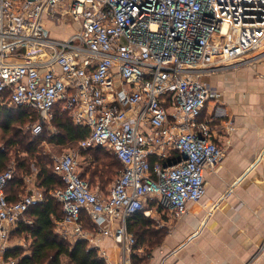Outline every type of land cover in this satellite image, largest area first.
Returning <instances> with one entry per match:
<instances>
[{"label": "built area", "instance_id": "obj_1", "mask_svg": "<svg viewBox=\"0 0 264 264\" xmlns=\"http://www.w3.org/2000/svg\"><path fill=\"white\" fill-rule=\"evenodd\" d=\"M69 17L76 29L53 34ZM263 56L264 0H0V105L37 112L34 134L59 106L90 129L79 148L109 147L122 163L103 192L81 175L78 151L54 157L63 181L50 192L63 212L60 236L88 239L107 260L100 238L112 236L120 247L112 264H133L136 237L126 218L160 204L184 213L222 158L200 118L209 97L202 76ZM15 168L0 171L1 260L12 230L46 198L32 183L10 199ZM84 213L114 222L90 232Z\"/></svg>", "mask_w": 264, "mask_h": 264}, {"label": "crops", "instance_id": "obj_2", "mask_svg": "<svg viewBox=\"0 0 264 264\" xmlns=\"http://www.w3.org/2000/svg\"><path fill=\"white\" fill-rule=\"evenodd\" d=\"M202 77L209 97L200 118L210 122L223 155L206 171L205 194L189 202L184 213L176 216L166 206L156 209L150 202L153 211L143 215L158 226L136 235L134 252L142 258L140 264H264V56ZM28 171L7 187L10 199L17 200L31 189L33 173ZM80 172L90 181V171ZM25 219V224H33L29 215ZM99 221L94 228L109 226L113 220ZM58 222L55 219V232L60 236ZM13 236L11 250L18 247L22 256L30 254L31 233L17 227ZM156 236L158 242L151 245L150 238ZM117 247L112 236H101L100 249L111 253ZM7 263L8 259H0V264Z\"/></svg>", "mask_w": 264, "mask_h": 264}, {"label": "trees", "instance_id": "obj_3", "mask_svg": "<svg viewBox=\"0 0 264 264\" xmlns=\"http://www.w3.org/2000/svg\"><path fill=\"white\" fill-rule=\"evenodd\" d=\"M17 110L18 111L16 112H11L0 105V129L2 130L0 140L5 141V145L7 147L18 145L17 148L27 149V147L29 148V145L32 144L30 140L29 142H26V139L29 138V135L20 136V138L17 139L15 136L18 135V130H16L17 126L14 124V121L26 119L27 116L29 117L31 110L25 107L18 108ZM51 122L55 127L56 132L53 134V136H50L48 141L59 145L76 143L79 147V142L86 138L90 133L89 127L74 123L69 114L66 111L61 110L59 106L54 107ZM11 128H15V131L11 132V137L5 139V134L9 133ZM46 135V130L39 133L38 140L45 139ZM81 149L83 150L82 153L84 154H93V164H90L86 168L87 171H90V183L93 182L96 184L97 180H99V183L105 187L121 171V161L110 150L104 152L102 146H91L86 149ZM34 154L35 153L33 152L31 153L32 158L35 159L36 164L38 161L41 170L39 175V185L42 189H44L46 198L43 202L32 207L26 213L32 218L31 223L33 222V224H25L27 221L21 220L17 226L19 227V230L22 229L30 232L33 237L30 254L22 256L23 251L21 248L16 247L11 250L9 247L6 251L5 259L17 257L18 260H16L15 264H61V257L65 256L69 259L71 264H107L105 259L98 254L97 248L89 247L86 240L79 239L71 244L69 241L60 237L55 232V219H60L63 212L60 202L57 201L50 194V192L57 187L63 186V181L56 173H54V171H51L49 163L44 157H42L40 154L34 156ZM5 160L6 155L4 153H0V171H3L7 168ZM17 169L22 173V170H30V167L29 164H26L25 161H22L18 164ZM81 175L85 176L83 172ZM21 176L22 174L16 175L15 173L13 178L9 181L7 187L13 181L21 180ZM99 183L98 185H100ZM84 214V227L86 228L89 225L94 228L96 223L91 220V218H86ZM151 222L152 221L148 217L143 215V212H137L130 216L128 226L130 230L135 232L136 235H138L139 232H142L141 234L143 235L149 230L151 231ZM151 239L152 237L150 240ZM136 245L137 238L135 247ZM132 258L134 259V264H140L139 262L142 260V258L136 256L135 252L132 254Z\"/></svg>", "mask_w": 264, "mask_h": 264}, {"label": "rangeland", "instance_id": "obj_4", "mask_svg": "<svg viewBox=\"0 0 264 264\" xmlns=\"http://www.w3.org/2000/svg\"><path fill=\"white\" fill-rule=\"evenodd\" d=\"M61 25L62 26L59 27L58 29L53 30L54 31L53 34L60 35L59 37H62V35H65L66 33H69V32H71V31L76 29V24L71 22L70 17L65 19L64 22L61 23ZM202 80H203V77H202ZM4 108H6L7 110H9L11 112L18 111L14 107H4ZM38 117H39V114L37 112L31 111L29 117L27 116L26 119H24V120H15L14 121V124L17 126L16 130H18V135H16L15 137L17 139H19L20 136L29 135V138L26 139V142H29V140H30V142H32V144L29 145V148L27 147V149L26 148L20 149V148H17L18 145H13L12 147H10V146L7 147L5 145V141L0 140V153H4L6 155V160L5 161H6V167L7 168L10 167V166H14V167H16V170H15L16 175L22 174L21 171H19L17 169V167H18V164L20 162L25 161L26 164H29V167L31 169V170L28 171V173H30L31 171L33 173L32 183H35V185H39L40 184L39 175H40V172H41L40 165L38 164V161H37V164L35 163V159L32 158V155H31L32 152L35 153L34 156L37 155V154H40L42 157H44L46 159V161L49 163V167H50L51 171H53L54 157L55 156H59V155L65 153V152H67L69 150H72V149L78 151V153H79V156H80L79 157V161H80V164H81V169L80 170H82L84 168L86 169L87 166H89L90 164L91 165L93 164L92 163L93 154L92 153H89V154L82 153L83 150L78 147V144H76V143H67L65 145H59V144L52 143V142L48 141L50 136H53V134L56 132L55 131L56 129L52 125V122L44 124V128L42 130L43 131L46 130L47 131V135H46L45 139L38 140L39 139V137H38L39 133L38 134H34L32 132V125H33V123L35 121H37ZM13 131H15V128H11L10 132L5 134L4 138L6 139L8 137H11L12 136L11 132H13ZM43 131H41V132H43ZM0 135H2V130L1 129H0ZM14 144H18V143H14ZM103 151L107 152L109 150L107 148H103ZM87 157H88V159H86ZM22 172H23V170H22ZM114 179L109 184H107L105 187H103V185H101L99 183V180H97L96 185L94 184L93 187H97L98 186L99 189H101L103 192H106L109 189V187L112 184V182L114 181ZM98 183L100 185H97ZM148 205H149V207L152 206V204H150V203ZM84 215H85L86 218L89 217L87 214H84ZM156 226H158L157 222H153L152 221L151 222V227H150L151 230H154V228ZM87 227H86V229L88 231L95 232V229L92 228L91 226L88 225ZM135 236H136V234H135ZM10 239L11 240L9 241V243L13 239H15V236H13ZM66 240L69 241V243H71V244L76 242L74 239H71V240L66 239ZM86 241H87V245L89 247H91L93 245V243L91 241H89L88 239ZM100 241H101V238H100ZM150 241H151V245H153L154 243L158 242V237H154ZM22 242L25 244V246H27L26 243H25V240L24 241L22 240ZM151 245H149V246H151ZM97 250L99 251L98 248H97ZM107 253H108V260L105 259V261H106L107 264H112L114 261H116V259L119 258L120 247L118 246L117 249L114 252L112 251L110 253V252L107 251ZM109 260H111L113 262H111ZM133 260L134 259L132 258V262L134 264ZM61 263L71 264L69 262V259L67 257H65V256L61 257Z\"/></svg>", "mask_w": 264, "mask_h": 264}]
</instances>
